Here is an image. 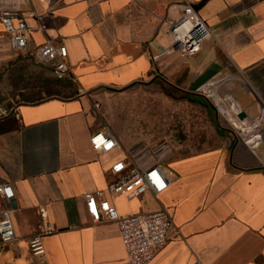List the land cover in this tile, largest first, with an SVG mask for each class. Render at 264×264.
<instances>
[{
	"label": "crops",
	"instance_id": "crops-1",
	"mask_svg": "<svg viewBox=\"0 0 264 264\" xmlns=\"http://www.w3.org/2000/svg\"><path fill=\"white\" fill-rule=\"evenodd\" d=\"M183 1L10 0L29 31L26 49L15 52L0 22L7 89L19 56L38 60L37 48L50 40L67 48L69 73L56 80L76 93L0 113V185L13 193L0 194V213L9 211L17 236L0 250V264H128L118 226L94 222L86 210L83 195L99 189L120 215L169 210L167 243L150 264H264V0H186L209 30L191 57L167 50V20L180 17ZM157 55L173 88L194 92L216 80L209 93L257 124L248 136L258 144L228 126L219 147L166 162L162 193H108L118 157L98 156L90 146L91 134L108 128L94 105L105 90L154 76ZM42 208L54 232L43 237L44 254L34 256L27 241L38 233Z\"/></svg>",
	"mask_w": 264,
	"mask_h": 264
},
{
	"label": "built area",
	"instance_id": "built-area-1",
	"mask_svg": "<svg viewBox=\"0 0 264 264\" xmlns=\"http://www.w3.org/2000/svg\"><path fill=\"white\" fill-rule=\"evenodd\" d=\"M0 22L4 31L9 35L10 47L15 52H22L28 44L27 34L29 28L23 15L11 7L10 0H0ZM168 33L171 43L168 51H177L182 57H191L201 48V43L209 34V30L203 19L186 0L182 3V12L177 20L168 19ZM44 27L40 25V29ZM39 61L50 65L52 74L56 78H63L69 73L66 63L67 48L63 44L46 40L36 51ZM157 56H153L156 60ZM217 81L213 80L198 88L193 93L203 95L207 99L212 98L219 115L229 127L245 143L256 146V138L248 136L251 128L244 119L238 117L239 110L234 104L225 99L221 107L215 97L210 94L216 91ZM210 92V93H209ZM210 100V99H209ZM212 102V101H211ZM229 105V106H228ZM98 108V104L94 105ZM90 146L98 156L113 153L119 147V141L110 128L96 131L90 136ZM109 172L115 177L106 191L115 195H125L128 198H136L145 192L158 195L165 191L169 185V179L160 160H149L142 149L131 148L122 152L109 167ZM0 194L5 198H13L11 188L0 185ZM86 210L94 222H114L119 229L121 242L125 248L128 264H150L154 255L167 243V234L172 226V218L169 210L160 208L153 212L120 215L104 195V190L99 189L87 192L83 195ZM41 223L36 235L27 241L28 249L34 256L44 254L43 237L54 232L49 224L47 211L40 209ZM17 241L8 210L0 213V250ZM192 264H200L195 261Z\"/></svg>",
	"mask_w": 264,
	"mask_h": 264
},
{
	"label": "rangeland",
	"instance_id": "rangeland-1",
	"mask_svg": "<svg viewBox=\"0 0 264 264\" xmlns=\"http://www.w3.org/2000/svg\"><path fill=\"white\" fill-rule=\"evenodd\" d=\"M19 58H23L22 61L10 70V91L7 76L0 75V113H7L23 102L46 98L43 86L49 79H57L48 63L28 53ZM160 60H154L156 74L144 82L105 90L97 100V111L102 123L118 137L115 157L138 148L151 162L160 160L167 170L166 162L219 147L226 141L223 133L230 130L218 117L212 98L168 85L167 64ZM50 90L55 96L68 97L76 93L74 85L66 83L55 84Z\"/></svg>",
	"mask_w": 264,
	"mask_h": 264
},
{
	"label": "trees",
	"instance_id": "trees-1",
	"mask_svg": "<svg viewBox=\"0 0 264 264\" xmlns=\"http://www.w3.org/2000/svg\"><path fill=\"white\" fill-rule=\"evenodd\" d=\"M59 81H57L56 79H49L48 83L43 86L46 90H45V94L47 95L46 98H40V99H37L35 100L34 102L32 103H37V102H42L44 100H47V99H51V98H55L54 96V93L52 90H50L51 87H53L55 84H58Z\"/></svg>",
	"mask_w": 264,
	"mask_h": 264
},
{
	"label": "water",
	"instance_id": "water-1",
	"mask_svg": "<svg viewBox=\"0 0 264 264\" xmlns=\"http://www.w3.org/2000/svg\"><path fill=\"white\" fill-rule=\"evenodd\" d=\"M238 117L240 120L244 119L246 117V114L243 111H239Z\"/></svg>",
	"mask_w": 264,
	"mask_h": 264
}]
</instances>
